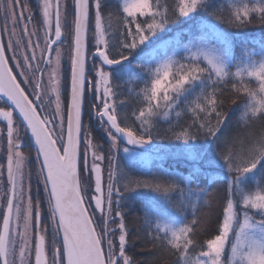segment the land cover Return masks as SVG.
Segmentation results:
<instances>
[{"label": "snow or ice", "instance_id": "obj_1", "mask_svg": "<svg viewBox=\"0 0 264 264\" xmlns=\"http://www.w3.org/2000/svg\"><path fill=\"white\" fill-rule=\"evenodd\" d=\"M0 17V264H264V35L233 64L228 31L264 27V0H0ZM238 111L260 125L239 148ZM161 117L187 175L136 178L116 154L145 157Z\"/></svg>", "mask_w": 264, "mask_h": 264}, {"label": "trees", "instance_id": "obj_2", "mask_svg": "<svg viewBox=\"0 0 264 264\" xmlns=\"http://www.w3.org/2000/svg\"><path fill=\"white\" fill-rule=\"evenodd\" d=\"M160 2L161 4L166 5L170 9H173L175 8L176 3H178V0H160ZM252 2H255V0H252ZM112 3L113 6H115V0H112ZM113 23L115 25V18H113ZM192 30L196 31L197 34H199L196 26H193ZM228 31L234 34L233 61H232L233 64L247 62L251 54L259 53L260 51L259 44L253 43V40H258L261 37V35H264V27H261L260 25L257 24V25L249 26L246 29H240V30L229 29ZM165 36L166 35L162 36L161 38ZM181 39L183 44L189 41V37L186 32L183 34ZM209 41L211 43L215 42L214 39H211ZM172 50H174V47L169 46L167 49V53ZM253 58L258 59L259 57L254 56ZM232 70L235 71V68H233ZM127 79L128 78H125L124 81L117 82L120 86V89L123 90L121 92V95L118 97V99H126L127 98L126 93L128 91V88L133 87V85L127 83ZM254 83L255 82L253 81V84ZM131 110H132L131 102L128 106L122 109V111H127L129 114H131ZM241 115H242L241 112L239 111L236 112L231 121V128H232L231 135L237 138V144H236L237 148H239L240 146V141L244 140L250 131H255L257 133L260 131L259 123H257L254 126V128L246 127L245 122L240 119ZM172 119L173 121L175 120V114H173ZM157 128L159 129L161 138H157L154 145H151V147L156 150L158 148H164V147L168 148L169 153L168 155H165V158H154L147 166L140 167L128 161L124 156H122V153H119L117 155L118 164L120 165V167H123L125 171H127L132 176L141 179L151 177L152 175H156L161 171H165V170L180 172L184 175H187V170L188 167H190V164L188 161L182 158L181 143L175 140L162 138L168 134V129H169V124L166 122L164 117L160 118L157 124ZM100 142L103 143L104 141L101 140ZM216 175L218 179H222V174L218 173ZM201 187H203V185H201ZM214 190L215 189H208V191H214ZM194 191H199V189L195 188L194 186ZM192 200L196 201V197L193 196ZM215 207H216L215 202L212 203L211 209L208 206L204 205L202 201L199 202L198 216L209 214L210 212L214 211ZM125 211L128 212L129 209H125ZM169 212H171L173 215L177 217H179L180 215H186L187 220L192 219L190 208L186 214L177 213L175 209H169ZM139 215H140L139 211L132 210L129 219L131 220L132 218L138 217ZM136 251L139 252V248ZM137 258L139 259L140 257L138 256Z\"/></svg>", "mask_w": 264, "mask_h": 264}, {"label": "rangeland", "instance_id": "obj_3", "mask_svg": "<svg viewBox=\"0 0 264 264\" xmlns=\"http://www.w3.org/2000/svg\"><path fill=\"white\" fill-rule=\"evenodd\" d=\"M0 24H1V17H0ZM195 26V25H193ZM197 28V27H196ZM201 29H203V25L201 24L199 26V28H197V31L199 32ZM175 34L173 32H169L166 34L165 37L161 38L162 40H166L168 39L169 37H173ZM211 39H214V36H212L211 34H209L208 36V42L209 44H214V43H211L209 40ZM188 42H185L184 44H188ZM174 52V50L168 52L167 54L168 55H172ZM54 55V53H53ZM91 124V122H89ZM95 131V130H94ZM123 147V145H121V148ZM131 147V146H129ZM105 150H107V146L105 148ZM138 152H145L147 151V155L145 157H138L136 160H129L126 156V154L121 150L120 152H118L116 154V156L119 154V153H122V156H124L128 161L132 162L133 164L137 165V166H140V167H144V166H147L154 158H165V155H168L169 153V150L168 148L164 147V148H158L157 150L156 149H153L151 147V145H148V146H145L144 149H140L139 147H137L136 149ZM164 153V154H163ZM25 154L27 155V151H25ZM34 155V154H33ZM27 171V169H26ZM37 190V185H36V181H35V177L33 178V193H35Z\"/></svg>", "mask_w": 264, "mask_h": 264}, {"label": "flooded vegetation", "instance_id": "obj_4", "mask_svg": "<svg viewBox=\"0 0 264 264\" xmlns=\"http://www.w3.org/2000/svg\"><path fill=\"white\" fill-rule=\"evenodd\" d=\"M53 2H54V0H53ZM61 2L63 3V0H61ZM33 3H37L38 4V0H33ZM3 23H4V21H3V18L1 17V24H0L1 27L3 26ZM29 30H31V26H30ZM4 42L5 43L7 42V38L6 37H4ZM25 42H26V40H25Z\"/></svg>", "mask_w": 264, "mask_h": 264}, {"label": "water", "instance_id": "obj_5", "mask_svg": "<svg viewBox=\"0 0 264 264\" xmlns=\"http://www.w3.org/2000/svg\"><path fill=\"white\" fill-rule=\"evenodd\" d=\"M30 135V134H29Z\"/></svg>", "mask_w": 264, "mask_h": 264}]
</instances>
